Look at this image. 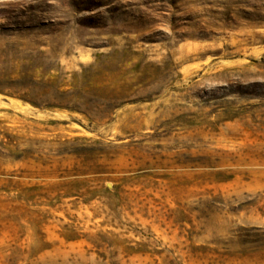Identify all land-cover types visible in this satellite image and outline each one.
Segmentation results:
<instances>
[{
	"label": "rangeland",
	"instance_id": "rangeland-1",
	"mask_svg": "<svg viewBox=\"0 0 264 264\" xmlns=\"http://www.w3.org/2000/svg\"><path fill=\"white\" fill-rule=\"evenodd\" d=\"M0 264H264V0H0Z\"/></svg>",
	"mask_w": 264,
	"mask_h": 264
}]
</instances>
